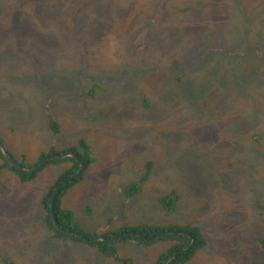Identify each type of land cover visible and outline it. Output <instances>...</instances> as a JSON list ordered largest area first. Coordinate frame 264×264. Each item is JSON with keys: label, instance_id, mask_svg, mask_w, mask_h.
Returning a JSON list of instances; mask_svg holds the SVG:
<instances>
[{"label": "rangeland", "instance_id": "374dc122", "mask_svg": "<svg viewBox=\"0 0 264 264\" xmlns=\"http://www.w3.org/2000/svg\"><path fill=\"white\" fill-rule=\"evenodd\" d=\"M198 1L77 0L57 23L51 11L37 26L61 31L59 37L26 32L20 46L8 27L19 20L7 11L0 54L13 57L17 94L41 125L22 119L6 142L0 138L16 163L32 167L43 150L59 145L44 120L50 101L66 108L59 88L72 97L75 88L109 83L115 88L72 100L74 109L87 104V111L59 120L64 127L78 117L62 147L91 138L93 163L63 201L79 229L103 235L190 224L205 246L187 264H264L256 241L264 240V162L255 152L264 147V0ZM185 7L192 8L177 12ZM7 69L3 63L0 75ZM144 99L151 100L148 111ZM228 163L234 168L222 181ZM69 165L49 164L29 183L0 169V257L11 264H154L168 243L115 242L111 258L84 243L43 246L50 233L40 222L46 214L40 199ZM131 184L141 190L126 198ZM168 193L177 197L171 213L159 203Z\"/></svg>", "mask_w": 264, "mask_h": 264}, {"label": "trees", "instance_id": "16d2710c", "mask_svg": "<svg viewBox=\"0 0 264 264\" xmlns=\"http://www.w3.org/2000/svg\"><path fill=\"white\" fill-rule=\"evenodd\" d=\"M76 1L77 0H0V18L5 16L6 18H8L9 15L8 12H11L13 18L15 17V20H19L17 21L18 23L15 25H8V27L11 28V32H14L12 34V37L16 46H20L21 45L20 43L24 45V41H26V39L22 41L23 36L21 34H24L26 32L30 33V34L27 33L29 35V38H35L37 34L40 33V34L48 35L49 38L54 39L53 37L54 34L56 36L58 35L59 37L62 34V32L52 31L51 29L37 30L38 24L51 17V15L47 14V12L50 13L51 11H55L53 13L57 14L56 15L57 20L55 22L57 23L60 19H62V17L67 12L66 9L64 8L67 5L68 6L73 5ZM198 3L204 4V0H199ZM133 5L131 6V8L133 7ZM191 8L192 7L180 8L177 10V12L180 14H184ZM22 9L23 11H21ZM62 9H64L62 13L58 14V11ZM171 15L172 14L168 13L167 17H170ZM144 34L145 32L142 33L141 38L144 36ZM46 38L48 39V37ZM11 58H13L11 55L0 54V66L3 63L8 64V69L4 72L3 75H0V94H2L0 96V99H7L6 101H3L4 103H6V105L1 103V107H0L1 108L0 134L4 133L6 135H10L14 133V130L16 129V127H18L19 123H21L22 119L34 121L35 125L37 126L41 125L40 121H37L36 119L31 117L28 111L25 108H23V105L25 104L23 101L26 99V97L22 98L20 95L17 94L20 91V88H18V82L21 77L15 80L16 70L14 68ZM54 83L55 80L52 83L53 86ZM64 86L59 88V90H62L63 94L66 96L69 108L65 111L63 110L58 111L48 107L49 112L46 115V117H44L46 124L53 131L52 136H56L58 140L60 139V142L58 143L59 145H57L56 142V144H51L48 147L49 148L48 150L47 149L43 150V152L37 156L36 158L37 160L34 164H32V167H26L23 166L22 164L19 165L25 170H27L36 167L40 162L44 160L60 157L63 155L74 154L75 157H77V160L83 163V169L81 170V172L75 173L78 168V162L76 161V158L65 156L59 160H53V162H49L41 166L33 173L26 174L11 167L6 162L5 158L3 157V154L0 152V169L2 171L8 170L11 174L15 175L17 177L16 179L21 183H29L33 181L36 175L49 164L70 162L68 168H66V170H64L58 176V178L53 182L52 185H50V187L47 189L45 194L40 199L41 206L46 212L45 217L42 218L40 222L45 226V228L50 233L48 238L45 240L43 246L48 247L53 241H62V242L71 241L74 243H84L88 245V247L91 249H97L102 256L111 258L114 255L113 253L112 254L110 253V250L115 242L131 241L138 246H144V247H149L157 242H164V243H168L169 247L165 252L161 253L157 257L154 264H187L188 261L193 257V255L199 250L203 249L205 246V241L197 226L188 224L183 227L166 228L165 230L158 229L152 226H134V227H124L122 229H118L111 233L99 235L97 233H86L80 230L78 225L74 221V214L70 211V209L63 206V201L69 190L74 188L79 182L83 180V176L86 171V168L92 165L93 160L91 158V154L93 151L91 150L90 147L91 138H88L85 135H84L85 138L84 137L78 138L75 141V144L62 147V144L64 142L61 139V137L64 136L66 127L69 124L70 126L76 125V120L78 117H75V119H73L72 122L66 124L64 127L60 125L59 120L66 116H74L81 112L87 111L88 109L87 104L85 105L83 104L81 108H77L80 109V111H75L76 109L73 108L72 100H78L80 99V97L88 100L93 97H96L100 92H107L111 88H115L113 85L109 83H95L91 86V88L88 91H80L75 88L74 90H72L74 92L72 97H69L68 89H65L66 87ZM57 87H60V85L58 84L54 86V88ZM47 91L49 90L47 89ZM129 93H131L130 90ZM30 98L31 96H29L28 99ZM150 101L151 100L147 101L146 99L142 101V107L144 108L143 110L145 111L149 110V108L151 107ZM43 103H45V101H43ZM97 115L98 117H102V114L100 112H97ZM34 117L37 118L36 115H34ZM15 120L18 121L14 123ZM22 125L23 127L28 126L24 122L22 123ZM155 126L157 127V125ZM256 141H258V139ZM0 143L4 145L3 140L1 138H0ZM4 148L12 157L13 155L10 153V151H8L5 145ZM255 152L257 156H261V160L264 162V147L257 146ZM12 159L16 162L15 158L12 157ZM233 164L228 163L225 167H223L225 171L223 172V174H221L222 181L225 180L229 176V174H232V169L234 168ZM215 165L216 162H214V166ZM144 167L149 173V168L153 167V162L147 161L144 164ZM72 174H74V176L69 180H67V178H69L70 175ZM143 180L144 181L147 180V174L144 175L142 181ZM65 181L66 183L63 185ZM221 182L218 181L217 184L215 183L213 184L218 186ZM55 189L58 190L57 193H55ZM140 190L141 189L138 185L131 184L124 190L125 197L131 198L134 195H137L140 192ZM53 194H54V200H53V206L51 207L50 198ZM176 199L177 197L174 193L171 194L168 193L160 198L159 203L161 206H164V210L166 212L171 213L175 210V203L177 201ZM259 207L260 206H257L256 208L260 210L261 207L260 208ZM86 212L90 213V209H87ZM236 230L237 229L233 226L232 231L235 232ZM130 233L137 235L147 234V236L119 237V235L130 234ZM100 238H104L105 240L99 241ZM191 241H193L192 244ZM256 241L258 242L260 248L264 250V240L257 238ZM174 254L176 256L170 260V257ZM0 262L2 264H11L9 261H5L1 257H0ZM123 264H126V262H123Z\"/></svg>", "mask_w": 264, "mask_h": 264}, {"label": "water", "instance_id": "95a60500", "mask_svg": "<svg viewBox=\"0 0 264 264\" xmlns=\"http://www.w3.org/2000/svg\"><path fill=\"white\" fill-rule=\"evenodd\" d=\"M0 152L3 154V157L5 158L6 162L11 166L13 167L14 169L20 171V172H23V173H26V174H29V173H33L35 172L37 169H39L41 166L45 165L46 163L48 162H51L53 160H59L65 156H69V157H72V158H76L74 154H70V155H63V156H60V157H55V158H52V159H48V160H44L42 162H40L36 167H33L31 169H27L25 170L24 168H22L18 163H16L12 157L9 155V153L5 150L4 146L0 143ZM83 169V163L79 162L78 161V168L76 170L75 173H79L81 172V170ZM74 176V174H72L70 176V178H72ZM70 178H68L67 180H69ZM66 180V181H67ZM66 181L63 183V185L66 183ZM58 190L55 189V193H57ZM53 200H54V194L51 196V207L53 206ZM52 216V214H51ZM55 226V225H54ZM58 228V227H56ZM74 235V234H73ZM142 236H147V234H141V235H137V234H133V233H130V234H124V235H119V237H142ZM80 238V237H79ZM104 239H100L99 241H103ZM193 243V241H191V244ZM187 250V248H186ZM176 255H172L170 257V260L172 258H174Z\"/></svg>", "mask_w": 264, "mask_h": 264}, {"label": "crops", "instance_id": "0c3cea01", "mask_svg": "<svg viewBox=\"0 0 264 264\" xmlns=\"http://www.w3.org/2000/svg\"><path fill=\"white\" fill-rule=\"evenodd\" d=\"M13 90H14V87H13ZM60 97L58 98V103H59V105H66V108H64V109H59L57 106H55V104H53V102L52 101H50L49 99L50 98H48V100L50 101L49 102V104H47V106L48 107H50V108H53V109H55V110H63V111H65V110H67L68 108H69V105H68V103H67V99H66V96L63 94V92H62V90H60ZM49 93H52V91H49ZM55 95H57L59 92H53ZM10 99V98H9ZM5 100H7V99H5ZM1 103L2 104H4V105H6V103H4V102H2V99H0V107H1ZM1 109V108H0ZM49 110V108H47V112H46V110L44 109V116L46 117V115L48 114V111ZM80 109H76L75 111H79ZM1 111V110H0ZM77 115H79V114H77ZM76 115V116H77ZM66 117H68V116H66ZM2 134V137H3V139L5 140V142L7 141V137H9L10 135H6V134H4V133H1ZM86 136V135H85ZM85 136L84 135H81V136H79V137H84L85 138ZM78 137V138H79ZM4 144V143H3Z\"/></svg>", "mask_w": 264, "mask_h": 264}, {"label": "clouds", "instance_id": "9594fccd", "mask_svg": "<svg viewBox=\"0 0 264 264\" xmlns=\"http://www.w3.org/2000/svg\"><path fill=\"white\" fill-rule=\"evenodd\" d=\"M75 144V143H74ZM76 161L78 162L79 160H77V157H76ZM51 162H53V161H51ZM79 162H81V161H79ZM49 163V162H48ZM82 163V162H81ZM47 164V163H46ZM68 168V167H67ZM75 174V173H74ZM71 176V175H70ZM70 178V177H69ZM68 179V178H67ZM105 240V239H104ZM103 240V241H104Z\"/></svg>", "mask_w": 264, "mask_h": 264}]
</instances>
